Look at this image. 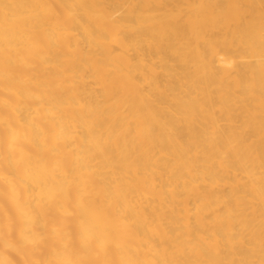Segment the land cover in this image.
I'll list each match as a JSON object with an SVG mask.
<instances>
[{
  "label": "bare ground",
  "instance_id": "1",
  "mask_svg": "<svg viewBox=\"0 0 264 264\" xmlns=\"http://www.w3.org/2000/svg\"><path fill=\"white\" fill-rule=\"evenodd\" d=\"M0 264H264V0H0Z\"/></svg>",
  "mask_w": 264,
  "mask_h": 264
}]
</instances>
